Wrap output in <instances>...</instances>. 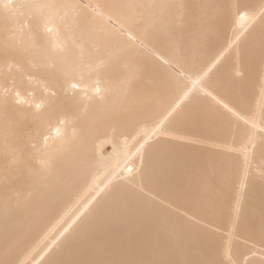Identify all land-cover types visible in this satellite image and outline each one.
Masks as SVG:
<instances>
[{"label":"bare ground","instance_id":"1","mask_svg":"<svg viewBox=\"0 0 264 264\" xmlns=\"http://www.w3.org/2000/svg\"><path fill=\"white\" fill-rule=\"evenodd\" d=\"M0 264H264V0H0Z\"/></svg>","mask_w":264,"mask_h":264},{"label":"snow or ice","instance_id":"2","mask_svg":"<svg viewBox=\"0 0 264 264\" xmlns=\"http://www.w3.org/2000/svg\"><path fill=\"white\" fill-rule=\"evenodd\" d=\"M49 31H51V29H49Z\"/></svg>","mask_w":264,"mask_h":264}]
</instances>
